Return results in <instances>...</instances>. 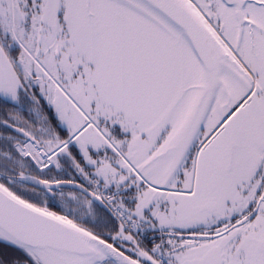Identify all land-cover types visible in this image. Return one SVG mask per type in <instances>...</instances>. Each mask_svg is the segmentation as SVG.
<instances>
[{
    "label": "snow or ice",
    "instance_id": "1",
    "mask_svg": "<svg viewBox=\"0 0 264 264\" xmlns=\"http://www.w3.org/2000/svg\"><path fill=\"white\" fill-rule=\"evenodd\" d=\"M0 108V264H264V0H0Z\"/></svg>",
    "mask_w": 264,
    "mask_h": 264
},
{
    "label": "flooded vegetation",
    "instance_id": "2",
    "mask_svg": "<svg viewBox=\"0 0 264 264\" xmlns=\"http://www.w3.org/2000/svg\"><path fill=\"white\" fill-rule=\"evenodd\" d=\"M3 109L2 108H0V111H2ZM0 131H3V129H0ZM65 178H67V177H65ZM53 210H57V209H53Z\"/></svg>",
    "mask_w": 264,
    "mask_h": 264
},
{
    "label": "trees",
    "instance_id": "3",
    "mask_svg": "<svg viewBox=\"0 0 264 264\" xmlns=\"http://www.w3.org/2000/svg\"><path fill=\"white\" fill-rule=\"evenodd\" d=\"M58 210V209H57Z\"/></svg>",
    "mask_w": 264,
    "mask_h": 264
}]
</instances>
